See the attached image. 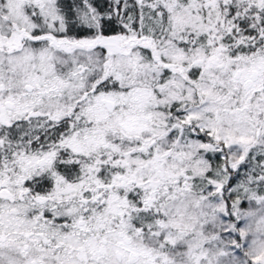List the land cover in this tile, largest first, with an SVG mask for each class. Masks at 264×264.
I'll list each match as a JSON object with an SVG mask.
<instances>
[{"label": "snow or ice", "instance_id": "obj_1", "mask_svg": "<svg viewBox=\"0 0 264 264\" xmlns=\"http://www.w3.org/2000/svg\"><path fill=\"white\" fill-rule=\"evenodd\" d=\"M0 264H264V0H0Z\"/></svg>", "mask_w": 264, "mask_h": 264}]
</instances>
